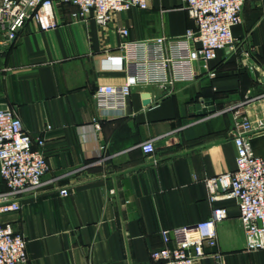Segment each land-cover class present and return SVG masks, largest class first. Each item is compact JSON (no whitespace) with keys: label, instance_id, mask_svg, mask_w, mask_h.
Instances as JSON below:
<instances>
[{"label":"crops","instance_id":"1","mask_svg":"<svg viewBox=\"0 0 264 264\" xmlns=\"http://www.w3.org/2000/svg\"><path fill=\"white\" fill-rule=\"evenodd\" d=\"M77 10L55 0L57 27L30 20L9 45L0 35V110L45 140L49 166L21 210L0 216L27 240L25 264H150L165 246L162 230L205 220L215 206L228 217L217 226L218 245L196 264H264V250H247L236 201L212 202L206 185L236 169L237 109L264 158V0L245 1L236 43L209 64L215 77L198 63L193 83L136 86L122 113L101 112L94 99L99 85L125 83L124 70L106 61L121 53L120 30L137 41L181 36L195 27L186 1L152 0L114 13L106 28L75 19ZM150 140L156 151L146 155L141 144Z\"/></svg>","mask_w":264,"mask_h":264},{"label":"built area","instance_id":"2","mask_svg":"<svg viewBox=\"0 0 264 264\" xmlns=\"http://www.w3.org/2000/svg\"><path fill=\"white\" fill-rule=\"evenodd\" d=\"M55 0H0V35L5 45L11 44L30 20L43 30L57 27ZM78 8L75 19H93L106 28L113 14L132 8L145 10L152 0H61ZM195 27L178 37L159 36L149 41L129 38L127 28L120 30L121 53L108 56L107 62L118 64L126 74L125 83L99 85L94 99L101 112L126 111L133 88L158 84L193 83L199 72L197 64L210 77V62L220 50L236 43L233 27L242 22L246 0H185ZM234 143L237 149L236 169L223 172L206 181L212 202L234 199L238 206L247 250H264V158L254 152L253 124L244 113L234 112ZM50 129V127H48ZM35 143L38 147L35 148ZM45 140L34 138L21 118L11 109L0 110V174L7 190L0 192V216L19 212L21 198L35 194L44 184L49 166L42 148ZM144 154L156 151L152 140L143 142ZM62 196L69 190L62 189ZM228 217L225 207L215 206L212 215L197 223L161 231L165 246L151 254L150 264H196L206 256L205 247L218 245L217 226ZM172 244V246H170ZM27 240L10 222L0 223V264H25Z\"/></svg>","mask_w":264,"mask_h":264},{"label":"water","instance_id":"3","mask_svg":"<svg viewBox=\"0 0 264 264\" xmlns=\"http://www.w3.org/2000/svg\"><path fill=\"white\" fill-rule=\"evenodd\" d=\"M210 105H211V104H207L206 107H209ZM197 109H201V106L198 105V106H197ZM202 111L204 112V114H208V111H209V110H208V108H204Z\"/></svg>","mask_w":264,"mask_h":264}]
</instances>
